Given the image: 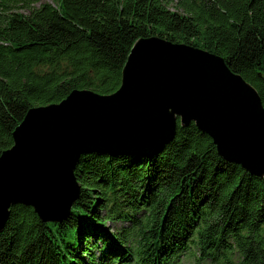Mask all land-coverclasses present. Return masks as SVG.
<instances>
[{"label":"trees","instance_id":"trees-1","mask_svg":"<svg viewBox=\"0 0 264 264\" xmlns=\"http://www.w3.org/2000/svg\"><path fill=\"white\" fill-rule=\"evenodd\" d=\"M38 1L0 0V155L31 108L118 90L143 37L220 55L264 104V0ZM75 175L81 193L61 222L10 208L0 264H174L195 246L210 264H264V176L221 157L195 123L178 119L152 154H82Z\"/></svg>","mask_w":264,"mask_h":264},{"label":"water","instance_id":"water-1","mask_svg":"<svg viewBox=\"0 0 264 264\" xmlns=\"http://www.w3.org/2000/svg\"><path fill=\"white\" fill-rule=\"evenodd\" d=\"M178 119L211 136L224 159L264 176V104L257 89L220 55L143 37L115 92L76 89L27 112L13 146L0 155V232L15 204L61 222L81 193L75 168L82 154H152L175 138ZM47 169L58 179L43 174Z\"/></svg>","mask_w":264,"mask_h":264},{"label":"rangeland","instance_id":"rangeland-1","mask_svg":"<svg viewBox=\"0 0 264 264\" xmlns=\"http://www.w3.org/2000/svg\"><path fill=\"white\" fill-rule=\"evenodd\" d=\"M43 2H52L54 3V0H40L37 2V6L40 4V3H43ZM171 8L173 10H177L179 12H182L181 9H179L176 4L174 3L173 5H171ZM14 10H18V11H21V12H25L27 13L29 11L28 8H23V7H16ZM109 224V227L111 229V227L113 228V226H117V228H120L122 226V223L121 222H118L117 220L116 221H112L111 223L108 222ZM112 231V230H111ZM192 253L193 254H189V255H182L180 257V259L178 260V262L174 263V264H210L209 262H206L205 260H199V251H198V248L195 246L193 249H192Z\"/></svg>","mask_w":264,"mask_h":264},{"label":"bare ground","instance_id":"bare-ground-1","mask_svg":"<svg viewBox=\"0 0 264 264\" xmlns=\"http://www.w3.org/2000/svg\"><path fill=\"white\" fill-rule=\"evenodd\" d=\"M52 170V169H51ZM51 170H49V169H47V170H44V171H42L43 172V174H47V175H51L52 176V178H55V179H58V175L56 174V173H54V172H52ZM54 170V169H53ZM57 172V171H56ZM37 175H39L40 176V174H38V173H36ZM46 175V176H47ZM48 176V177H49ZM34 179V178H33ZM60 180V179H59ZM60 183V182H59Z\"/></svg>","mask_w":264,"mask_h":264}]
</instances>
